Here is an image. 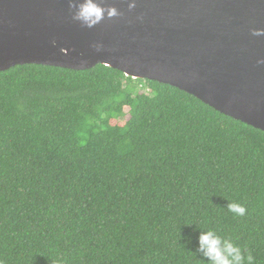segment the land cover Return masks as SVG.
<instances>
[{
	"label": "trees",
	"instance_id": "trees-1",
	"mask_svg": "<svg viewBox=\"0 0 264 264\" xmlns=\"http://www.w3.org/2000/svg\"><path fill=\"white\" fill-rule=\"evenodd\" d=\"M206 229L264 264V131L103 64L0 71L3 264H205Z\"/></svg>",
	"mask_w": 264,
	"mask_h": 264
},
{
	"label": "water",
	"instance_id": "water-1",
	"mask_svg": "<svg viewBox=\"0 0 264 264\" xmlns=\"http://www.w3.org/2000/svg\"><path fill=\"white\" fill-rule=\"evenodd\" d=\"M95 2L120 15L88 28L72 18L69 0H0V71L103 64L264 131V35H252L264 29V0Z\"/></svg>",
	"mask_w": 264,
	"mask_h": 264
},
{
	"label": "clouds",
	"instance_id": "clouds-1",
	"mask_svg": "<svg viewBox=\"0 0 264 264\" xmlns=\"http://www.w3.org/2000/svg\"><path fill=\"white\" fill-rule=\"evenodd\" d=\"M134 7V3L128 4L129 10ZM69 8L74 9L72 18L88 28L94 27L105 17L120 15L115 7H102L95 0H69ZM252 35H264V29H254ZM257 63L264 64V58L258 59ZM227 208L237 216L246 214V208L239 203L227 204ZM196 251L207 258L205 264H255V258L247 249L222 237L214 229L199 230Z\"/></svg>",
	"mask_w": 264,
	"mask_h": 264
}]
</instances>
